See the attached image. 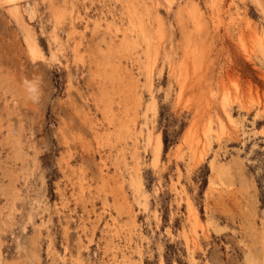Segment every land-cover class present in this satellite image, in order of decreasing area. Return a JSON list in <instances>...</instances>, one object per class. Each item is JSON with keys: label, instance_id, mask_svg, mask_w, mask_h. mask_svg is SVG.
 <instances>
[{"label": "rangeland", "instance_id": "rangeland-1", "mask_svg": "<svg viewBox=\"0 0 264 264\" xmlns=\"http://www.w3.org/2000/svg\"><path fill=\"white\" fill-rule=\"evenodd\" d=\"M115 1L20 0L18 19L0 0V264H78L79 256L85 264H114L122 252L108 242L132 249L129 264H264V55L254 43L264 0H138L151 10L148 22L163 21L167 35L151 80L146 45H124L127 1ZM194 6L201 30L193 38L203 55L195 57L186 86L169 65L178 68L185 59ZM55 9L63 13L58 21ZM27 26L39 57L30 54ZM102 57L139 74L141 106L125 90L128 79L110 88L104 72H96ZM205 70L216 86L202 100L195 81ZM221 92L237 126L220 111ZM105 103L118 115L116 125L120 118L143 127L138 178L131 139H105ZM85 114L99 124V138ZM148 134L163 141L157 165Z\"/></svg>", "mask_w": 264, "mask_h": 264}, {"label": "bare ground", "instance_id": "bare-ground-1", "mask_svg": "<svg viewBox=\"0 0 264 264\" xmlns=\"http://www.w3.org/2000/svg\"><path fill=\"white\" fill-rule=\"evenodd\" d=\"M115 1V0H114ZM127 4H124L126 5L127 7V10L128 11V20H129V23H130V27H129V32L128 33H125L124 36H125V47L129 48L130 46H132V44H138L140 47L141 45L144 43L146 45L145 49L143 50V54L145 56V65L146 67L148 68V70L150 71L148 73V77L149 79L151 80V70L152 68L154 67V64L156 63V60H157V57L159 55V47H161L160 45L165 43L166 42V33H165V30H164V24L163 21L162 23H158V27H154V23H151V22H148V21H151V20H154L152 19L151 17V14H150V9L143 3V4H139L140 2H136V0H126ZM145 1V0H144ZM149 1H152V3H155L156 0H149ZM4 3L12 6L11 8L13 9L12 11L14 12V15L16 18H21V16L19 15V2L20 0H3ZM116 2V1H115ZM129 2V3H128ZM166 2H168V4L171 3L170 0H166ZM122 3V2H121ZM162 3V2H161ZM158 4V3H157ZM160 4V2H159ZM156 5V3H155ZM64 7V6H63ZM21 8V7H20ZM11 10V9H10ZM74 11V10H73ZM72 11V12H73ZM198 11H199V8L198 6H194L193 7V10L191 11V14H190V17H191V21L196 24L195 26V31L191 34V38H193L194 35H197L200 30H201V26L199 23H198ZM71 12V13H72ZM67 13V12H66ZM150 14V15H149ZM54 16H55V20L58 21L61 19V17L63 16V13L61 10H56L55 9V12H54ZM104 19V16L102 18V20ZM193 19V20H192ZM87 22V21H86ZM203 23V22H202ZM72 24H74V20H72ZM113 24V23H112ZM260 24V23H259ZM26 25V24H25ZM75 25V24H74ZM107 25V24H106ZM114 25V24H113ZM219 26V25H218ZM113 26L111 24H108L106 26V30L108 31V34L110 35L111 33V29ZM119 27V26H118ZM27 31H28V37H27V45H28V48H29V51H30V54H32L33 56H37L39 57V54L41 53V49H40V46H39V43L37 42V39L35 38V35L34 33L32 32L31 28L27 26ZM255 28V27H253ZM119 29V28H118ZM118 29H116L118 31ZM120 30V29H119ZM152 30V32H151ZM254 34H255V41L254 43L256 42V48L258 51H261L264 55V26H258V28H256L254 30ZM116 32V31H115ZM124 32V31H123ZM127 32V30H126ZM152 33V34H150ZM195 33V34H194ZM154 34V35H153ZM253 35V34H252ZM123 36V37H124ZM200 37V36H199ZM251 38V37H250ZM155 42H154V41ZM158 40V41H156ZM253 40V39H252ZM162 41V43H161ZM171 41V40H170ZM185 41V40H184ZM123 44V42H121ZM140 43H142L140 45ZM155 43H158V44H155ZM80 45V44H79ZM135 46V45H134ZM110 47V46H109ZM120 47V46H119ZM124 47V48H125ZM133 47V46H132ZM183 49H184V61L181 63V66L177 68V66H175V63L174 62H170V65H169V70L172 73H175V75L177 76V79L179 80V82L182 83V85H186L188 82L191 81V79L189 78L191 75H190V71L192 69V66L194 65V59H196L195 57H202L203 55V52H202V49H201V46H200V42L196 40V38L194 39H186V41L184 42L183 44ZM123 48V49H124ZM138 48V47H136ZM162 48V47H161ZM121 49V48H120ZM134 49V47L132 48ZM208 49V48H207ZM130 50V49H129ZM137 50V49H136ZM119 51V50H118ZM138 52V51H137ZM183 52V51H182ZM31 55V56H32ZM42 55V54H41ZM42 57V56H41ZM183 57V56H182ZM205 57V56H204ZM36 58V57H35ZM201 59V58H200ZM204 59V58H202ZM91 60V59H90ZM200 62V61H199ZM196 63V62H195ZM121 65L123 64H120V61H118V63H114L113 62V59H110L109 57H102L100 60H97L95 61V67H96V72H101L103 73L104 72V79L110 83V88H113L111 86H113L115 83H117V81H124L125 79H128V82L132 85H130L126 90L128 96H130L133 100V102H135L134 106L136 107H139L141 106V104L143 103L142 102V94L139 90H137V83L139 82V78H138V73H135L133 72L132 70V66H125V67H122ZM196 65V64H195ZM198 65V63H197ZM95 69V68H94ZM203 69V68H202ZM201 69V70H202ZM206 69V68H205ZM114 71L116 72L115 75H114ZM109 72L113 73V74H110ZM199 73V72H198ZM196 73L193 74V76L195 75ZM200 76L197 78V80L195 82L196 83V87L198 89V93H201V94H197V96L200 95V99L203 100V96L205 94V92L207 94H209L210 92H213L214 89H215V86H216V83L215 81L213 80L214 77L211 76V73L209 72V70H205V71H201L200 73ZM173 75V74H172ZM125 78V79H124ZM193 79V77H191ZM190 80V81H189ZM105 81V82H106ZM214 81V82H213ZM220 81V80H219ZM121 82V81H120ZM222 82V81H221ZM73 83V82H72ZM218 83V82H217ZM150 85H151V82H150ZM187 86V85H186ZM225 87V85H223ZM222 86V88L225 90V88ZM70 87V86H69ZM183 87V86H182ZM125 88V87H124ZM192 88V87H191ZM113 90V89H112ZM182 90V88H181ZM183 90H186V87L185 89ZM228 90L224 91L225 93L227 92ZM197 92V91H196ZM217 92V91H216ZM125 93V92H124ZM219 93V92H218ZM222 93V92H221ZM228 93V96H229V92ZM126 94V93H125ZM150 97L152 98V100H154V95H153V91L150 89ZM212 94V93H210ZM223 94V98L220 99V102H219V107H220V111H222L225 115V119L228 121V123H231L234 124V126H237V120L234 116V114L232 113V110L230 108V106H228V103H231V100H229V102L227 103V100L230 99V98H227V94ZM202 95V96H201ZM213 95V94H212ZM212 95L211 98H212ZM217 97L214 96L213 98ZM230 97V96H229ZM129 98V97H128ZM208 98V97H207ZM210 98V97H209ZM201 100V101H202ZM199 101V100H198ZM205 102H208V99L206 101V99H204ZM204 102V103H205ZM198 103H202V102H198ZM204 103H202L204 106H206L207 108V105H205ZM210 103V102H209ZM213 103V101L211 102ZM211 103L208 104V107L209 108V111L211 109ZM109 104V105H108ZM105 103V112L108 114V121H109V127L106 129V130H103V131H106V138L107 140H110L108 138V135H110L112 138H116V141H118L117 139H122L125 137H128L131 139L132 141V150L131 153L133 152V159H134V162H135V168H136V173L137 174V178L140 176L139 175V166L141 165V154H140V141H139V136L140 134L143 132V127H137L135 122L132 124L131 122H128L127 119L126 120H122L119 118V123L116 125L115 124V119L118 117V115H116L115 113V110L113 109V107L110 105V103ZM230 105V104H229ZM202 106V107H204ZM215 107V106H214ZM218 108V107H217ZM152 109V108H151ZM197 112H200V109L197 108ZM204 109V108H202ZM214 109V108H213ZM208 111V110H207ZM219 111V110H218ZM136 112V111H135ZM209 113V112H208ZM216 114V113H215ZM209 115V114H208ZM211 115V114H210ZM209 115V116H210ZM89 115L88 114H85V118L90 121L87 117ZM216 116V115H215ZM218 116V114H217ZM216 116V117H217ZM258 117V116H257ZM220 118V117H219ZM217 119V118H216ZM224 119V118H223ZM241 119V118H240ZM220 121V119L218 120ZM91 122V121H90ZM97 122V121H96ZM222 122V121H221ZM87 123V122H86ZM91 131H92V135L96 138H99V134L102 133L100 132L99 130V124L95 123V121H92L91 122ZM219 124V123H218ZM222 124V126H225V123H220ZM224 124V125H223ZM222 126H220L222 128ZM233 128V127H232ZM235 128V127H234ZM237 128V127H236ZM235 128V130H236ZM238 129V128H237ZM209 130L211 131V121L209 122L208 126H207V130L205 129V134L204 136L206 137L207 135V132L209 134ZM222 130H225V128ZM240 131V130H239ZM224 132V131H223ZM235 132V131H234ZM150 133V132H149ZM104 134V133H103ZM149 135V134H148ZM109 136V137H110ZM208 138V136L206 137ZM189 139V137H188ZM187 139V140H188ZM192 139V138H191ZM190 139V140H191ZM149 144L151 145L152 147V154L154 156V162H155V165H157V163L159 162V158H160V155H161V151H162V148H163V141L161 139L160 136L156 137V138H152V136L149 135L148 137V140ZM193 141V140H192ZM189 142V141H188ZM148 144V145H149ZM128 146V145H127ZM192 151H191V154L193 156L196 155L197 153V147H191ZM17 147H16V149ZM200 151V150H199ZM19 152V151H18ZM203 152V151H202ZM200 152V154L202 153ZM16 153V152H15ZM20 153V152H19ZM199 156V155H198ZM203 156V155H202ZM193 158H196L193 157ZM105 160L102 159V167L99 168V175L100 177L103 179V180H107L109 178V174L105 171V168H106V164L104 162ZM69 163V162H68ZM67 165V164H66ZM70 165V164H69ZM101 166V165H100ZM67 167V166H66ZM211 167L212 169L215 170V168H217V161H216V155L214 156L213 160L211 161ZM70 168V167H69ZM66 171V169H65ZM73 179V178H72ZM74 180V179H73ZM135 181V180H134ZM137 180L134 182L136 183ZM137 184V183H136ZM135 184V185H136ZM140 184V182H139ZM141 186V185H140ZM134 187V186H133ZM138 187V185H137ZM137 192H139V188L137 190V188H135ZM140 191H141V195L144 197V204H143V207L144 209H147L149 207V204H148V201H149V198H148V195H147V191L143 188V186L140 187ZM119 192V191H118ZM126 199V198H125ZM122 201V200H121ZM123 202V201H122ZM126 202V200L124 201V203ZM150 202V201H149ZM187 207H188V210H189V213L190 215L192 216L193 220L195 221L196 225L200 223V217H199V213L198 211L196 210V208L194 207V204L191 202V200L188 198L187 199ZM128 204V203H127ZM122 205V204H121ZM125 205V204H124ZM126 208V207H124ZM130 208V207H129ZM131 209V208H130ZM129 209V214H131V210ZM125 210V209H124ZM128 213V211H126ZM128 215V214H127ZM131 224L133 227H136L138 226L137 224V220H136V217H132V220H131ZM195 225V226H196ZM109 226V224H108ZM203 226V225H202ZM199 228V227H198ZM109 229V227L107 228ZM137 231L139 232V234L141 233L138 229ZM78 239L79 241L81 242L82 241V236L79 235L78 236ZM195 242V241H194ZM195 244H197L195 242ZM85 245V244H84ZM88 245V244H87ZM108 246H109V249L112 247L113 250H119L120 252H122V256H121V260H118L117 258L114 259V264H129V260H130V255L129 253L131 252L132 249L128 250L130 247L128 246V249H124V247H119L118 245L117 246H113L111 242H108ZM83 247V246H82ZM85 247H88V246H85ZM116 251H114V255H115ZM116 257V255L114 256ZM2 262V257H1V253H0V263ZM78 264H85L84 261L80 258L79 256V260H78ZM100 264H110L109 262H104V263H100ZM132 264V263H131ZM162 264H164L162 262Z\"/></svg>", "mask_w": 264, "mask_h": 264}]
</instances>
